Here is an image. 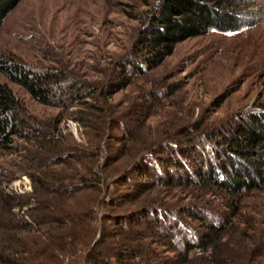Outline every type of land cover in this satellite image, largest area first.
Masks as SVG:
<instances>
[{
    "label": "trees",
    "instance_id": "trees-1",
    "mask_svg": "<svg viewBox=\"0 0 264 264\" xmlns=\"http://www.w3.org/2000/svg\"><path fill=\"white\" fill-rule=\"evenodd\" d=\"M20 1L0 0V30ZM255 1L158 0L126 61L129 74L159 66L189 38L255 25ZM0 71L49 105L55 101L65 105L64 94L69 92L72 102L78 101L85 87L65 78L59 68L33 70L4 57H0ZM59 93H64L62 98ZM256 110L248 121L219 133L189 126L152 139L151 133L143 137L142 130L124 125L129 131L122 139L131 160L111 183L106 170L112 159L101 163L99 148L71 147L68 169L31 175L32 194L11 193L4 184L0 187V264H264V242L256 243L245 233L242 240L225 243L222 236L234 221L208 214L214 206L238 208L241 196L264 184V103ZM44 133L43 126L21 112L11 88L0 84V148L16 150L21 139L35 141L34 150L40 152L46 149L38 141ZM53 157L50 161L59 165L69 160L62 154ZM12 175L14 171L6 176L13 179ZM113 182L133 183L125 201L141 206L123 209L125 201L110 193ZM177 188L199 191L209 208L198 202L182 208L162 195ZM219 191L225 193L221 197L227 203L208 199ZM108 207L123 210L111 212ZM110 223L117 229H110ZM162 246L172 255L164 257Z\"/></svg>",
    "mask_w": 264,
    "mask_h": 264
},
{
    "label": "rangeland",
    "instance_id": "rangeland-1",
    "mask_svg": "<svg viewBox=\"0 0 264 264\" xmlns=\"http://www.w3.org/2000/svg\"><path fill=\"white\" fill-rule=\"evenodd\" d=\"M157 2L21 0L9 12L0 30V57L19 61L33 70L59 68L65 78L85 87L80 100L72 102L69 92L63 93L65 105L58 101L49 105L39 102L0 71V84L11 88L21 112L46 131L38 139L46 147L40 152L35 151V141L21 139L16 141V150L0 148V187L5 184L11 193L32 194L35 174L39 177L50 170L68 169L71 147L90 151L99 148L101 163L112 159L106 170L111 183L131 160L122 139L129 131L124 125L142 130L143 137L151 133L155 139L166 131L179 133L189 126L219 133L257 114L256 109L264 103V0L252 5L255 25L233 32L212 30L189 38L177 44L173 54L159 66L129 74L126 61L132 56L141 25ZM63 94L58 96L62 98ZM128 111L130 114H126ZM121 148L120 153L117 150ZM56 154L69 160L65 165L54 164L50 159ZM9 171H14L13 179L6 176ZM7 177L11 180L2 184ZM132 184L113 182L112 197L125 201ZM199 194L186 188L162 193L175 206L183 208L198 202L208 207L205 197L201 199ZM216 195L208 199L227 203L221 197L225 193L219 191ZM140 206L127 200L123 209ZM106 209L119 213L123 210ZM210 211L211 216L234 221L222 236L225 243L234 244L245 233L256 243L264 242V184L241 196L238 208L214 206ZM186 216L184 213L183 218ZM108 226L113 230L118 227L113 223ZM160 251L164 257L172 255L168 247L162 246Z\"/></svg>",
    "mask_w": 264,
    "mask_h": 264
}]
</instances>
